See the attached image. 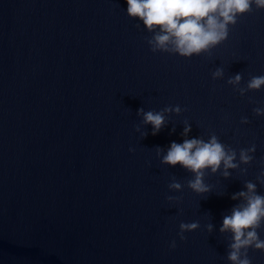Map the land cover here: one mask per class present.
Segmentation results:
<instances>
[{
    "label": "water",
    "instance_id": "obj_1",
    "mask_svg": "<svg viewBox=\"0 0 264 264\" xmlns=\"http://www.w3.org/2000/svg\"><path fill=\"white\" fill-rule=\"evenodd\" d=\"M127 7L0 0V264H229L231 236L219 229L239 203L232 195L246 181L264 195V117L253 114L264 87L241 97L227 84L264 75V11L240 18L210 55L184 59L153 53ZM217 67L224 79L213 81ZM176 105L155 136L137 115ZM185 122L188 139L215 133L237 152L255 144L247 174L206 173L205 197L188 189L192 174L156 156L183 143ZM173 177L182 191H169ZM182 222L200 225L183 241ZM249 256L264 264V253Z\"/></svg>",
    "mask_w": 264,
    "mask_h": 264
},
{
    "label": "clouds",
    "instance_id": "obj_2",
    "mask_svg": "<svg viewBox=\"0 0 264 264\" xmlns=\"http://www.w3.org/2000/svg\"><path fill=\"white\" fill-rule=\"evenodd\" d=\"M127 16L142 22L144 29L152 34L147 40L153 53H167L189 59L193 56L210 55L213 49L223 44L229 37L230 30L240 18L264 11V0H127ZM140 25L137 24V27ZM212 80L224 79V69L217 67L212 72ZM242 74L237 73L227 79V84L241 97L248 92L259 91L264 87V75L251 76L246 86L241 87ZM181 107L166 106L160 111H145L140 108L137 115L142 118L144 128L152 126V135H157L168 124L170 115L179 116ZM256 117H264V107L253 108ZM248 118L242 117L240 123L248 124ZM140 129L137 128V131ZM175 131V128L172 129ZM191 125L184 123L183 143L172 142L165 152L156 148V156L162 165L167 167L180 166L191 173L193 179L187 187L199 196H206L211 188L205 181L206 173L216 175L218 172L224 179L231 177L232 171L247 174L256 152V145L236 149L223 144L215 133L210 134L207 141L202 137L188 139ZM148 135L142 133V139ZM130 152L134 149H129ZM260 185H264V171L257 176ZM182 184L175 177L169 183L171 192L182 191ZM246 190L232 195L233 201H239L223 217L219 229L221 235L230 234L227 243V260L229 264H252L249 250L264 253V239L260 238L259 230L264 229V195L258 194L257 183L246 181ZM169 203H180L179 197H166ZM200 227L198 222L180 223L179 239L185 240V233L194 232ZM207 231L211 234L214 225L209 223ZM171 249L176 248L172 241Z\"/></svg>",
    "mask_w": 264,
    "mask_h": 264
}]
</instances>
